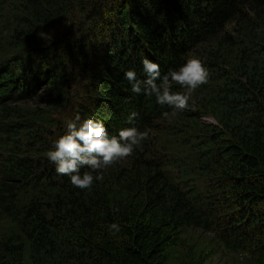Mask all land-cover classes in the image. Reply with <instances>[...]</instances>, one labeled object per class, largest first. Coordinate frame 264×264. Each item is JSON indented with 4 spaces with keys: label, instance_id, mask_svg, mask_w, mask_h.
Here are the masks:
<instances>
[{
    "label": "trees",
    "instance_id": "1",
    "mask_svg": "<svg viewBox=\"0 0 264 264\" xmlns=\"http://www.w3.org/2000/svg\"><path fill=\"white\" fill-rule=\"evenodd\" d=\"M4 16L0 226L11 228L0 229V264H171L188 229L264 264V0H0ZM189 58L209 76L186 109L146 96L143 59L159 65L160 87ZM33 100L34 111L17 108ZM42 105L72 107L77 131L90 118L109 139L149 135L105 169L77 162L58 174ZM173 139L186 147L171 150ZM85 172L92 186L74 187L70 176Z\"/></svg>",
    "mask_w": 264,
    "mask_h": 264
},
{
    "label": "clouds",
    "instance_id": "2",
    "mask_svg": "<svg viewBox=\"0 0 264 264\" xmlns=\"http://www.w3.org/2000/svg\"><path fill=\"white\" fill-rule=\"evenodd\" d=\"M150 78L147 80L149 86L145 94L147 97L155 95L156 102L159 105H172L178 110H184L188 106V100L195 90L208 82L209 73L202 64L201 60L189 58L187 62L178 70H170L163 77V83L157 87L155 81L160 77L159 65L150 63L147 59H143ZM126 79L132 82V91L139 93L141 91L139 82H136V72L128 70L125 73ZM170 82L187 89L188 95L170 94ZM161 88L163 89L161 93ZM177 112H172L175 116ZM137 113L133 112L129 116L131 121ZM165 117L169 113H163ZM80 119L79 116L76 117ZM207 119V117H205ZM71 134L60 137L56 142V151H49L47 156L59 162L57 169L58 174H68L77 172V162L90 165L95 171L96 169H105L117 162H120L131 156L134 148L140 147L141 142L148 138V131L141 132L138 128H126L119 131V138H107V132L101 123H94L92 119L84 121L82 127L77 131L76 125L68 123ZM124 143H121L120 141ZM102 173L95 176V179H101ZM94 176L85 172L83 176L75 174L70 176V182L74 187L80 189L90 188L93 184ZM120 225L112 224L109 231L119 232Z\"/></svg>",
    "mask_w": 264,
    "mask_h": 264
},
{
    "label": "rangeland",
    "instance_id": "3",
    "mask_svg": "<svg viewBox=\"0 0 264 264\" xmlns=\"http://www.w3.org/2000/svg\"><path fill=\"white\" fill-rule=\"evenodd\" d=\"M6 18L7 16L0 18V43L3 44L0 48L2 49V51L5 49V46H7L5 38L10 37L9 31H7L9 28L5 27V23H3L4 21H6ZM73 69L74 68H69V70ZM40 105L41 102L39 100H33L24 104L22 103L17 106V108H28L29 111H34L35 108H39ZM32 108L34 109L31 110ZM41 108L45 109L41 111L44 116L51 117L50 120L52 124L44 132V135L47 140L52 142V151H56L55 142L59 139V128H62L64 126L69 130L68 123L79 124V122L76 119L74 109L72 107L66 110L63 108L55 109L53 107H49L48 105H42ZM211 122L215 123L216 121L210 119L207 123ZM164 135L166 136V134ZM170 136L172 135H167L166 137L168 138ZM181 138H183V135H181ZM163 139V137H159V140L161 142L164 141ZM184 147L186 146H178L177 142H175L173 139L171 150H176L178 148ZM209 153V151L205 150V154ZM0 159H2L1 154ZM194 162L195 161H190L189 164H192ZM189 174L184 175L183 181H186V178ZM9 228H11L10 223L7 220H3L0 229L9 230ZM200 259H203V264H251L245 257L240 255L239 253L228 252L220 247L219 244L214 241L213 235L206 234L198 229H188L186 233L182 235L181 243L173 254L171 264H190V262H198Z\"/></svg>",
    "mask_w": 264,
    "mask_h": 264
}]
</instances>
